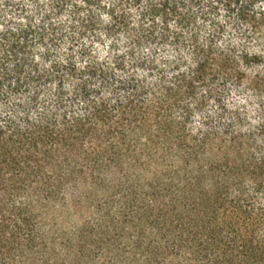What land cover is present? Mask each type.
<instances>
[{
  "label": "trees",
  "instance_id": "1",
  "mask_svg": "<svg viewBox=\"0 0 264 264\" xmlns=\"http://www.w3.org/2000/svg\"><path fill=\"white\" fill-rule=\"evenodd\" d=\"M0 264H264V0H0Z\"/></svg>",
  "mask_w": 264,
  "mask_h": 264
}]
</instances>
